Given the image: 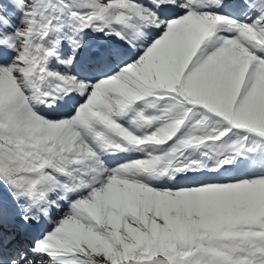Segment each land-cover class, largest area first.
<instances>
[{"label":"snow or ice","instance_id":"1","mask_svg":"<svg viewBox=\"0 0 264 264\" xmlns=\"http://www.w3.org/2000/svg\"><path fill=\"white\" fill-rule=\"evenodd\" d=\"M0 264H264V0H0Z\"/></svg>","mask_w":264,"mask_h":264}]
</instances>
